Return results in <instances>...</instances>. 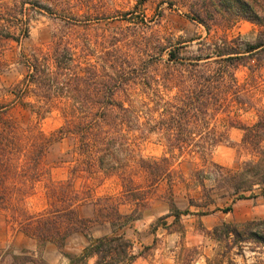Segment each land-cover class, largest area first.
Masks as SVG:
<instances>
[{
    "label": "trees",
    "instance_id": "16d2710c",
    "mask_svg": "<svg viewBox=\"0 0 264 264\" xmlns=\"http://www.w3.org/2000/svg\"><path fill=\"white\" fill-rule=\"evenodd\" d=\"M190 2L191 20L205 27L208 38L198 40L200 53L191 58L180 60L170 52L161 71L158 64L153 65L152 71L140 70L141 59L131 57L129 61L121 49L113 52L122 56L119 61L89 64L86 47L72 45L63 38L53 41L47 51H35L28 58V74L14 89L16 100L40 121L59 111L63 125L50 136L40 130L32 133L29 128L32 135L23 141L19 125L0 123V217L12 230L34 239L39 247L54 243L63 250L71 235L79 231L90 235L89 229L95 223L106 221L120 227L139 219L137 209L130 216L123 215L121 204L114 205L109 197L95 198L90 187L77 189L72 179L46 184L47 207L42 212L31 213L25 208L26 199L34 195L35 184L45 174L43 161L47 150L67 138L76 144L71 170L74 177L117 176L124 191H128L127 184L130 188L138 186L137 175L149 181L151 188L168 178L174 232L181 234L185 233L181 217L187 211L178 209L173 193L177 159L201 161L202 168L197 166L192 178L204 193L206 181L213 176L214 183L233 189L239 199L249 198L246 192L264 186V109L259 111L255 124L232 125L243 132L241 149L250 152L254 159L244 163L238 172L212 161L213 150L228 142V129L219 131L218 116L234 108H252L235 71L264 52V0ZM242 21L262 30L256 43H248L241 36L230 39L218 34V30L227 31ZM257 61L261 65V59ZM30 97L35 102H25ZM136 103L143 107L150 104V129L145 127L147 123L140 124L144 125L141 135L159 137L166 148V154L159 159H146L139 151L132 125L141 121L145 109L136 108ZM10 176L19 179L22 186L9 187ZM138 190L134 188L128 193L137 198ZM92 201L94 219L81 218L79 208ZM139 201L135 199L134 204ZM260 224L264 222L223 223L215 227L213 237L218 247L206 264H240L236 257L246 258L245 244L253 239L264 247V236L258 237L251 227ZM63 254L68 264H88L90 260H94L93 264H133L138 258L133 241L114 232L92 238L79 254ZM254 264L264 263L260 260Z\"/></svg>",
    "mask_w": 264,
    "mask_h": 264
},
{
    "label": "rangeland",
    "instance_id": "374dc122",
    "mask_svg": "<svg viewBox=\"0 0 264 264\" xmlns=\"http://www.w3.org/2000/svg\"><path fill=\"white\" fill-rule=\"evenodd\" d=\"M191 17L190 0H29L27 3L0 0V123L19 125L23 141H28L27 135H32L29 128L32 133L40 130L50 136L63 125L59 111L55 110L40 121L31 111L24 109L14 95V89L28 74V58L35 51H47L53 41L63 38L72 45H84L87 61L92 65L110 59L119 61L122 56L113 52L121 49L127 54V60L131 61V57L141 59L142 63H138L140 70L152 71L153 65L158 64L161 71L170 52L180 60L200 53L198 40L208 36L205 27L192 21ZM218 31L219 35H228L230 39L244 37L253 44L262 30L256 24L242 21L227 31ZM257 59H261V65ZM235 74L246 88V97L252 108L246 111L234 108L218 116V129H228V142L216 147L212 153L214 163L232 172L240 171L244 163L254 159L250 152L241 149L243 132L232 125H253L259 119V111L264 109V52L237 68ZM25 102L35 100L30 97ZM135 106L145 109L141 121L132 125L139 151L146 159H159L166 154L159 137L149 134L142 138L141 135L144 125L140 124L147 123L145 127L150 129V104L143 107L136 103ZM75 147V141L69 138L49 147L43 161L45 174L35 184L34 195L26 199L25 208L31 213L42 212L47 207L46 184L72 179L77 189L90 187L95 198L109 197L114 205L121 204L123 215L130 216L137 209L139 219L120 227L106 221L95 223L89 229L90 235L76 232L60 250L54 243L39 247L34 239L12 230L0 217V264H68L63 253L79 254L92 238L112 235L113 232L131 237L135 253L141 257L135 264H206V259L213 257L218 247L213 237L215 227L223 223L264 222V186L254 187L252 192L245 193L249 198L239 199L233 189L214 183L213 176L206 181L204 193L192 178L195 168H202L201 161L179 158L174 166L176 182L173 193L178 209L187 211V214L181 217L185 233L174 232L175 217L171 215L168 200L171 191L168 178L151 188L149 181L137 175L135 183L138 186L130 188L127 184L128 191H124L117 176L89 178L80 174L74 177L71 170L75 165ZM7 184L9 187L22 186L13 176L9 177ZM134 188H139L137 198L128 193ZM251 195L255 197L250 198ZM135 199L140 201L134 204ZM79 216L94 219L93 201L79 208ZM251 227L258 237L264 236V225ZM245 245L246 258L237 256L238 263L254 264L260 260L264 263V247L259 241L253 239ZM193 248L196 250L192 251ZM93 263L94 260H90L88 264Z\"/></svg>",
    "mask_w": 264,
    "mask_h": 264
},
{
    "label": "crops",
    "instance_id": "0c3cea01",
    "mask_svg": "<svg viewBox=\"0 0 264 264\" xmlns=\"http://www.w3.org/2000/svg\"><path fill=\"white\" fill-rule=\"evenodd\" d=\"M154 236H155V235H154ZM130 238H131V237H130ZM154 238H155V237H154ZM156 238L158 239V236H157ZM156 238H155V239H156ZM152 244H153V243H152ZM151 246H152V245H151ZM140 259H141V257H140V258H137L136 261H135L133 264L137 263Z\"/></svg>",
    "mask_w": 264,
    "mask_h": 264
}]
</instances>
